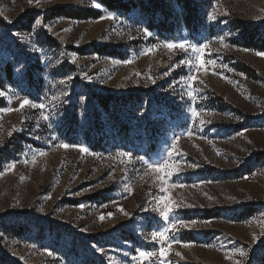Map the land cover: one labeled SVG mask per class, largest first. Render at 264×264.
<instances>
[{"label":"rangeland","instance_id":"rangeland-1","mask_svg":"<svg viewBox=\"0 0 264 264\" xmlns=\"http://www.w3.org/2000/svg\"><path fill=\"white\" fill-rule=\"evenodd\" d=\"M194 2L189 24L173 4L158 27L152 8L0 0V264H134L138 250L157 252L143 264H264V51L245 46L235 24L264 36V0ZM69 6L101 15L48 17ZM185 41L208 45L203 58L215 65L197 72L181 63L190 49L163 46ZM101 95H111L107 107ZM25 98L46 108L15 111ZM174 140L168 163L178 171L164 183L137 157L163 162ZM165 196L175 219L196 223L161 258L151 234L167 227Z\"/></svg>","mask_w":264,"mask_h":264},{"label":"snow or ice","instance_id":"snow-or-ice-1","mask_svg":"<svg viewBox=\"0 0 264 264\" xmlns=\"http://www.w3.org/2000/svg\"><path fill=\"white\" fill-rule=\"evenodd\" d=\"M40 0H36V3L39 4ZM29 3H32V0H29ZM95 8H100L102 5L100 3H93L92 5ZM227 14V13H225ZM209 18L212 20H215L216 17L214 15H212L211 13L209 14ZM101 19H115V16L112 14H108L105 17H101ZM10 22V21H9ZM41 23L40 20L36 21V24L39 25ZM144 34L145 35H151V33L145 29L144 30ZM165 48L171 50L174 49H180L181 51L184 52H188L189 49L191 50L192 53H194V59L190 58L188 61H181V63H187V65L189 66V68H195L197 72L201 71V70H206V66L207 65H215V61L208 59L205 60L203 58L204 52L205 50L208 48V45H200V46H196V45H189L186 41L185 42H179V43H175V42H166L163 45ZM153 49H148L147 51H152ZM257 55L259 56H264V53H257ZM130 61H126V63H128ZM168 73H165V75H167ZM139 75V74H138ZM151 78V77H150ZM68 79H71V77H68ZM198 79V77L196 75H191L189 77L186 78L187 80V84L186 86L189 89L188 95L189 97H192L193 95V83ZM155 82V81H153ZM4 95V92L0 91V96ZM31 107V108H39L41 109V111L43 112V110L46 108V105L44 103H40V104H36L34 102H32L31 100L25 98L23 100H21L19 107L17 109H15V111H20L22 109H24L25 107ZM4 111H13V109H5ZM191 114L193 118H196L199 116V113L196 111V109H191ZM43 119H48L47 116H43ZM201 124L205 123V121L201 120L200 121ZM12 133L9 132V135H11ZM188 136H191L192 133L188 132L187 133ZM179 138H177L178 140ZM59 147L61 148H69V147H79V150L82 153H88V149L83 147V146H73V145H68V144H61L59 145ZM177 152V146H176V140H174L171 144V146L167 149L166 152V156L163 158V162H155V163H150L148 161L144 160V157H137L138 160L143 161L147 168L154 171V172H163L164 175L162 177V180L164 183H167L169 181V179L171 178V176L178 171V169L174 168V166L170 165L168 163V161L170 159H174L173 153ZM91 154V153H89ZM40 155H43V153H40ZM132 153L130 152H119L118 156L125 158L121 160V163H124L125 165L132 163ZM25 163H27V161H25ZM195 165H193L194 167ZM15 168V164L10 165L6 170L7 171H12ZM3 173H0V175H2ZM147 174V173H146ZM176 186V185H173ZM166 191V189H163ZM159 202H163L164 206L162 210H159V215L163 218V220L166 222L167 227L164 228V230H157V231H153L151 234V239L153 241H159L161 244V247L159 249V256L161 258H165L168 253L169 250L171 248V245L173 243H180L179 240L175 239L174 234L179 231L180 229H189L190 230V226L192 224H195L196 221H191V222H185L183 220H179V219H175L173 217V204L172 202L169 200V198L167 196L162 197L161 201ZM158 202V203H159ZM121 212H123V209H120ZM124 215H128V213L124 212ZM103 218V217H102ZM205 223H210L208 221H206ZM257 239V237L254 235L253 236V240L255 241ZM182 246L187 247L189 246L188 244H183ZM98 251L103 252V249H98ZM47 254L49 256H52L53 253L51 251H48ZM240 257H244L246 256V252L244 250H239L238 252ZM176 255H180V253H176ZM157 256V252L155 251H145V250H138L137 252V256L133 257V261L134 264H143L144 261H151L153 257ZM226 259H231V257H226ZM235 264H241V261L237 260L235 262Z\"/></svg>","mask_w":264,"mask_h":264},{"label":"trees","instance_id":"trees-1","mask_svg":"<svg viewBox=\"0 0 264 264\" xmlns=\"http://www.w3.org/2000/svg\"><path fill=\"white\" fill-rule=\"evenodd\" d=\"M100 4H102L107 10H122L123 12H127L133 6H140L142 10H149L152 8L154 13L159 11L163 14L158 23L155 25L164 24V19L170 18L174 16L172 11L175 9L173 4L176 5L184 16V20L189 24L190 19L193 20L196 12H197V3L194 0H174L173 3H170V0H166L167 4L171 5L173 8H165L164 4L160 5L159 0H97ZM148 7V8H147ZM169 14V15H168ZM101 15V10L94 9L92 7H55L52 9L50 15L48 17H65L73 20H86V19H95ZM31 20V18H29ZM5 21L0 17V25H4ZM235 24L239 28H242L241 37L244 40V45L247 47H253L256 50L264 51V36L260 33V27L257 25H253L250 23H244L242 21H238ZM153 24H149L150 28H153ZM101 50V49H100ZM110 50V49H108ZM112 52L111 50L109 51ZM10 70V67H8ZM111 99V95L107 96H99L98 100L103 105V107H107L109 100Z\"/></svg>","mask_w":264,"mask_h":264}]
</instances>
